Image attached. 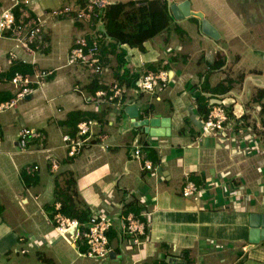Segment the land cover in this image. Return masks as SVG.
<instances>
[{
	"label": "crops",
	"instance_id": "crops-1",
	"mask_svg": "<svg viewBox=\"0 0 264 264\" xmlns=\"http://www.w3.org/2000/svg\"><path fill=\"white\" fill-rule=\"evenodd\" d=\"M28 1L21 0L20 6L43 18L45 11L75 0ZM107 1L108 6L140 0ZM169 1L171 23L145 41L144 49L99 39L89 19L74 17L49 20L50 45L35 55L0 37V104L13 96L11 77L5 74L21 62L12 59L11 50L18 59L34 57L37 66L52 68L46 83L54 79V86L71 87L64 95L68 108L53 107L45 83L22 100L26 105L40 93L47 105L38 112H32L36 106L20 109L22 101L0 112V228L12 227L8 233L18 229L15 249L20 253L33 250L46 264H264V239L253 244L249 240L251 214L264 213V0H188L191 15L182 19L172 14ZM13 2L0 0V13ZM194 13L209 20L218 39L202 31V19ZM81 35L101 41L100 74L66 65ZM63 57L66 61L57 66L44 65ZM159 70L172 77L161 99L139 89L142 73ZM133 76L136 85L122 82ZM95 87L109 93L123 87L122 103L97 105L91 100ZM218 103L225 106L229 120L218 136H202L203 105L210 109ZM130 105L138 107L140 121L156 115L170 118V133L151 135L145 125H135L126 112ZM73 113L82 119L94 114L106 138L71 158L63 135L76 131L80 118H71ZM33 121L47 125L39 129ZM23 127L37 128L43 135L31 138L24 151L18 143ZM139 144L142 156L158 171L142 168L134 156ZM51 150H59L65 170L59 172L58 161L53 168ZM36 165L39 169L30 172ZM188 179L198 185V197L183 195ZM67 200L77 210L88 209L89 217L99 212L111 219L107 258L92 261L83 255L87 247L81 238L74 246L55 231L54 216ZM129 211L146 223L141 244L134 243L125 227Z\"/></svg>",
	"mask_w": 264,
	"mask_h": 264
},
{
	"label": "built area",
	"instance_id": "built-area-1",
	"mask_svg": "<svg viewBox=\"0 0 264 264\" xmlns=\"http://www.w3.org/2000/svg\"><path fill=\"white\" fill-rule=\"evenodd\" d=\"M28 3V0H25ZM81 2V3H79ZM107 0H75L58 7L45 11L43 18L22 17L17 19L14 9L19 6L21 0H15L12 5L2 9L0 13V37L15 41L16 47H21L33 55L46 50L49 45L47 24L49 20H58L66 17H74L78 20L89 19L90 14L99 17L107 7ZM102 22V21H101ZM87 35L78 36L72 45L68 58V66L81 65L88 68L95 74H100L104 69V62L101 53V44L98 39L90 38ZM9 55L14 61L20 60L22 63L30 64L34 68L31 74L21 71L15 72L11 77L13 96L10 100L0 104V112L11 109L17 104L40 91L45 85L53 70L37 66L36 59L19 58L17 52L9 51ZM0 55V72L3 71ZM171 76L167 70L158 73L144 72L139 80V89L142 92L150 93L161 99L162 93L169 86ZM125 90L123 87H116L109 93L99 89L94 93L91 100L97 105L116 101L122 103ZM89 101V98H87ZM229 120V115L223 104H213L205 116L202 123V136H218L225 128ZM101 121L96 118H85L77 123L74 134L63 135L64 146L68 157L74 158L79 155L87 146L104 140L106 135L101 132ZM42 133L34 127H23L19 134V147L22 151L29 147L30 139L42 137ZM1 142V138H0ZM135 157L140 160L142 168L158 171V167L153 161L142 156V145H136ZM53 168H58V163H53ZM39 167L29 168L30 172L38 170ZM198 185L188 179L183 187V195L187 197H198ZM60 205V203H59ZM124 206V204L122 205ZM125 227L133 236L136 244H141V237L146 234V223L134 212L129 211L124 217ZM55 231L70 240L74 246L77 239L81 238L87 250L83 254L92 261H102L110 255L109 231L111 229V219L103 213L94 212L86 224H82L76 217H70L62 212H57L54 216ZM84 227V228H83ZM83 228V229H82Z\"/></svg>",
	"mask_w": 264,
	"mask_h": 264
},
{
	"label": "trees",
	"instance_id": "trees-1",
	"mask_svg": "<svg viewBox=\"0 0 264 264\" xmlns=\"http://www.w3.org/2000/svg\"><path fill=\"white\" fill-rule=\"evenodd\" d=\"M14 12L19 20L25 17V15L33 17L24 6L19 5L15 7ZM102 13L103 14H100L99 17H95L92 14L89 16L90 24L94 29L96 28V35L99 39L102 37L103 39H110L117 45L128 44L131 47H138L140 49H144L145 41L156 36L171 23V19L167 14L166 0L117 2L109 4ZM101 21L104 22L102 25ZM95 38L97 39V37ZM99 42L101 41L99 40ZM17 71L30 74L33 72V68L30 64L16 62L5 75L12 77ZM127 80H122V82L125 81L129 83V85H136L135 83L137 80L134 76ZM96 89L97 87L93 88V92H95ZM258 93L259 97L263 96L260 92ZM203 109H206L205 114L207 115L210 109H207L206 105H203ZM74 115H76V113H73L71 118L76 117V120L79 118V120H81L83 118V116ZM93 116L95 115L92 114V118ZM71 204L72 202L68 200L65 205L62 203L61 211L70 217L78 218L82 224H86L90 219L89 210H77L71 207ZM108 235L110 237V231Z\"/></svg>",
	"mask_w": 264,
	"mask_h": 264
},
{
	"label": "rangeland",
	"instance_id": "rangeland-1",
	"mask_svg": "<svg viewBox=\"0 0 264 264\" xmlns=\"http://www.w3.org/2000/svg\"><path fill=\"white\" fill-rule=\"evenodd\" d=\"M36 1L37 0H34L33 2H36ZM50 3H52V2H50ZM31 5H32V3L30 4V6ZM50 22H51V20H50ZM50 22H48V25ZM66 22L73 25L72 20H68ZM66 22H62V24H65ZM58 24H60V23H58ZM58 27H60V26H58ZM57 44H58V41H54L53 47L57 46ZM65 61H66V59H64V57H63L62 61L54 60L51 62H46L44 65L45 66H57L60 63H64ZM47 69L53 70L52 68H47ZM160 71L161 70L156 71V72H154V71H147V72L158 73ZM61 74H63V73H61ZM55 77H56V75L54 76V78ZM46 84L47 85L49 84L47 86V89H48L47 98H53V107L55 109H57L59 106H63V107L68 108V104L65 101L66 97L64 95L66 93H68V91H70L71 87H70L69 83H66L64 85H61L58 83L54 86L55 82H54V79H52ZM39 94H37L35 97V98H37V100H34V101H32L26 105L25 104L22 105L24 103L22 101L20 103V107H21L20 109H23V108H27V109L31 108L32 109L33 107L36 106L37 110H32L33 113H36L40 110V108L42 106H46L47 105L46 99L43 96L39 97ZM60 95H62V96L60 97ZM31 124L40 129V128H43L45 125H47V122L46 121H33ZM52 143L56 144L57 142H55V143L52 142ZM58 151L59 150H51L50 151V153H51L50 157L52 158L51 161L57 162L61 158L60 153ZM58 162H60V161H58ZM60 164H61V168L59 169L60 170L59 172L65 170V168H66V165L64 163H62V161L60 162ZM50 175H53V174H50ZM55 176H56V173H55ZM0 223H1V218H0ZM11 228L12 227L3 226V224H2V228H0V230H1L0 234L2 236L1 239L4 240V242H0V264H46L42 260L38 259V257L36 256V254L33 250H32V252L30 251V254L25 255L24 253H20L18 248L15 249L16 247H18V241H17V236H16V232L18 231V229H15L14 233H8V231Z\"/></svg>",
	"mask_w": 264,
	"mask_h": 264
},
{
	"label": "water",
	"instance_id": "water-1",
	"mask_svg": "<svg viewBox=\"0 0 264 264\" xmlns=\"http://www.w3.org/2000/svg\"><path fill=\"white\" fill-rule=\"evenodd\" d=\"M169 8L174 16L180 19L188 17L191 15L190 4L188 0H185L184 3L178 4L169 1ZM197 16H200L202 19L201 28L202 31L213 39L219 38V33L217 29L207 20L203 18L201 13H194ZM126 112L135 120V125H145L146 131L151 135H162L169 134L171 130V121L170 118H163L160 115H156L152 118H147L142 121L137 120L138 116V107L135 105H130L126 107ZM264 239V213H252L250 217V231H249V240L251 244L258 243ZM111 254V252H110Z\"/></svg>",
	"mask_w": 264,
	"mask_h": 264
}]
</instances>
